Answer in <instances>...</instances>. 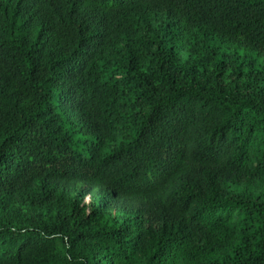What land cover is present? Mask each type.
Returning <instances> with one entry per match:
<instances>
[{"label": "trees", "instance_id": "1", "mask_svg": "<svg viewBox=\"0 0 264 264\" xmlns=\"http://www.w3.org/2000/svg\"><path fill=\"white\" fill-rule=\"evenodd\" d=\"M0 264H264V0H0Z\"/></svg>", "mask_w": 264, "mask_h": 264}, {"label": "clouds", "instance_id": "2", "mask_svg": "<svg viewBox=\"0 0 264 264\" xmlns=\"http://www.w3.org/2000/svg\"><path fill=\"white\" fill-rule=\"evenodd\" d=\"M54 13L52 12V15H53ZM48 22H49V20L48 19H46V18H44V20H42L40 23H39V25H43L44 27H46V25L48 24Z\"/></svg>", "mask_w": 264, "mask_h": 264}]
</instances>
